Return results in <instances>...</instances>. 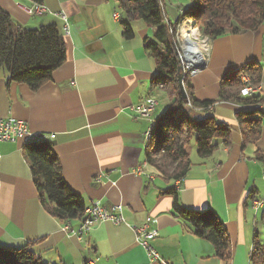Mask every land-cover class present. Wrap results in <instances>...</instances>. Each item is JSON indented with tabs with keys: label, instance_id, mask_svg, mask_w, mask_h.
Returning <instances> with one entry per match:
<instances>
[{
	"label": "crops",
	"instance_id": "0c3cea01",
	"mask_svg": "<svg viewBox=\"0 0 264 264\" xmlns=\"http://www.w3.org/2000/svg\"><path fill=\"white\" fill-rule=\"evenodd\" d=\"M31 0H0L13 23L23 29L55 24L63 35L66 57L49 81L37 90L7 84L0 71V121L13 118L44 137L59 163L60 174L85 207L98 202L109 210L121 206L123 223L96 222L82 236L62 231L80 221L64 223L41 206L21 142L0 141V246L29 249L46 264H225L211 244L195 236L187 222L172 211L173 199L162 193L178 188L179 204L189 210H211L224 226L231 247V264H249L256 235L264 240V116L259 136L244 142L243 122L232 103H216L206 114L230 127L229 144L220 139L214 154L197 157L185 179L167 182L145 162L146 133L157 114L152 85L154 60L144 39L154 29L130 22L133 38L122 36L124 18L116 0H43V11L32 14ZM63 13L68 32L62 30ZM255 62L261 69L256 94L264 95V26L255 33L227 35L210 41L205 66L190 75L198 101L216 100L222 76ZM153 98L150 118L136 117L132 108ZM170 104V102H169ZM169 106V105H168ZM54 138L50 139L49 136ZM255 200L263 204L254 209ZM146 218L157 236L152 260L136 241L134 227Z\"/></svg>",
	"mask_w": 264,
	"mask_h": 264
},
{
	"label": "trees",
	"instance_id": "16d2710c",
	"mask_svg": "<svg viewBox=\"0 0 264 264\" xmlns=\"http://www.w3.org/2000/svg\"><path fill=\"white\" fill-rule=\"evenodd\" d=\"M42 4L43 0H31ZM123 19L122 36L133 38L129 23L142 21L154 29L151 37L144 39V49L154 60L156 75L152 85L159 86L170 102L165 112L157 116L144 151L145 162L156 174L167 182H181L188 174L192 163L190 153L195 146L199 159L210 158L216 151L215 141L229 144L230 127L206 114L216 103H232L240 110L236 113L243 128L244 142H254L260 131L264 113L255 107L264 104L260 94L243 97L244 86H259L261 69L255 62H248L238 69L224 74L219 83L216 100L198 101L192 91L189 74H185L183 85L187 100L180 95L177 77L180 62L177 44L170 30L182 20L194 22L202 35L210 41L227 35L255 33L264 26V0H193L189 7L180 11L174 23L166 21L161 0H116ZM66 57L63 35L55 24L38 29H23L12 22L0 8V71L8 74L7 84H25L37 90L49 81L52 73L60 67ZM244 76L249 80L243 81ZM251 106V109L247 108ZM254 107V108H253ZM23 157L28 164L38 200L43 209L53 218L67 223L81 221L85 205L81 197L64 182L57 158L51 155L48 143L34 142L23 145ZM258 161L264 155L256 153ZM172 197V211L187 222L195 236L208 241L214 256L231 264V247L222 223L211 210L194 211L179 204L178 188L174 185L164 192ZM249 264H264V240L255 235L249 254ZM0 264H46L29 247L11 248L0 246Z\"/></svg>",
	"mask_w": 264,
	"mask_h": 264
},
{
	"label": "built area",
	"instance_id": "2783aa9c",
	"mask_svg": "<svg viewBox=\"0 0 264 264\" xmlns=\"http://www.w3.org/2000/svg\"><path fill=\"white\" fill-rule=\"evenodd\" d=\"M43 11V8L40 4L35 5L34 11H31L32 14H40ZM60 19L63 22L62 30L63 33L68 32V22L63 13L59 14ZM179 51L177 48V55L179 56ZM204 58V57H203ZM208 58V55H207ZM205 59V58H204ZM202 59L200 61V66L206 63V60ZM181 67V66H180ZM182 72L183 69H190L189 66L181 67ZM197 71L190 70V75L195 74ZM246 80H249L246 76H244ZM258 90H247L245 97H249L253 94H256ZM264 98V95H263ZM260 105V111L264 113V104ZM157 106V102L153 101L150 97L146 98L144 101L136 105L132 108V112L136 117H147L150 118L153 114L155 108ZM251 108V106L247 107ZM26 136H40L42 137V141H44V137L38 133L31 132L26 124L23 121L16 120L13 118H6L0 121V141L1 142H11V143H24V137ZM50 139H53L54 136L50 135ZM263 204V201L255 200L253 202V208L256 209ZM91 215H98L99 221H110L114 224L123 223V219L121 217V206L113 207L112 209L106 210L104 209L98 202H92L88 206H86V217H83L80 221V224L77 229L71 228L68 224L62 227V231L71 235L82 236L86 234L91 229ZM154 224V220L151 218H146L144 223L140 226L134 227V232L136 236V241L139 245L147 252L148 256L152 260H158L157 253L150 246V242L155 239L157 236V229L151 227ZM162 264H165L161 261ZM91 264V263H89Z\"/></svg>",
	"mask_w": 264,
	"mask_h": 264
},
{
	"label": "rangeland",
	"instance_id": "374dc122",
	"mask_svg": "<svg viewBox=\"0 0 264 264\" xmlns=\"http://www.w3.org/2000/svg\"><path fill=\"white\" fill-rule=\"evenodd\" d=\"M192 2L193 0H161L162 11L164 12V16L166 18L165 20L170 23H174L177 20L180 11L187 9ZM170 34L173 36V39L177 44L178 51L180 52L179 56H177L181 67H187L189 64V60L187 59L188 52L185 51V48L188 49V47H193L196 43L205 46L206 53L204 60L207 59L210 39L202 35L201 30L196 26V24H194V22L186 23V21L182 20L177 26L170 30ZM186 73L190 75V71ZM154 93L158 101L157 114H161L167 109L169 100L164 91L156 89ZM192 146L195 148L193 144Z\"/></svg>",
	"mask_w": 264,
	"mask_h": 264
},
{
	"label": "bare ground",
	"instance_id": "6f19581e",
	"mask_svg": "<svg viewBox=\"0 0 264 264\" xmlns=\"http://www.w3.org/2000/svg\"><path fill=\"white\" fill-rule=\"evenodd\" d=\"M186 23H189L188 21H186ZM197 44V43H196ZM194 44L193 47H188L185 48V51L188 52V57L187 59L189 60V68L190 69H183V73L185 74L186 72H189L190 70L192 71H198L200 69V61L202 59H204L203 57L205 56V53H206V50H205V46H202L200 44ZM194 48V49H192ZM208 53V51H207ZM191 55V57H190ZM208 55V54H207ZM243 81L244 82H247L248 80H246L245 78H243ZM246 89L247 90H258V86L257 87H253V86H244V88L240 91V94L241 96L245 97V94H246ZM151 98V97H150ZM153 101H155V99L151 98ZM254 108V107H253ZM251 109V108H249ZM255 109H258L260 110V105H257L255 107ZM151 131V129H150ZM149 130L148 132L146 133V139L149 137ZM34 142H42V137L40 136H26L24 137V143L23 145H26V144H30V143H34ZM84 217H86V207L84 209ZM98 222L99 223V217L98 215H91V227L96 223Z\"/></svg>",
	"mask_w": 264,
	"mask_h": 264
},
{
	"label": "water",
	"instance_id": "95a60500",
	"mask_svg": "<svg viewBox=\"0 0 264 264\" xmlns=\"http://www.w3.org/2000/svg\"><path fill=\"white\" fill-rule=\"evenodd\" d=\"M204 67V65H201L200 66V69ZM184 73L182 72V68L180 67L179 70H178V77H177V83H178V88H179V92H180V95L183 99L187 100V96H186V92H185V89H184V85H183V78H184ZM165 112V111H164ZM153 123V121H152Z\"/></svg>",
	"mask_w": 264,
	"mask_h": 264
}]
</instances>
